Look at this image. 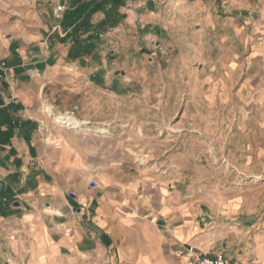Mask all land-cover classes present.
<instances>
[{
	"label": "crops",
	"instance_id": "obj_1",
	"mask_svg": "<svg viewBox=\"0 0 264 264\" xmlns=\"http://www.w3.org/2000/svg\"><path fill=\"white\" fill-rule=\"evenodd\" d=\"M26 1L0 0V264H180L181 245L264 264L240 197L194 196L186 181L180 193L139 162L142 125L126 133L117 74L120 59L179 55L227 88L249 57L263 90L264 0Z\"/></svg>",
	"mask_w": 264,
	"mask_h": 264
},
{
	"label": "rangeland",
	"instance_id": "obj_2",
	"mask_svg": "<svg viewBox=\"0 0 264 264\" xmlns=\"http://www.w3.org/2000/svg\"><path fill=\"white\" fill-rule=\"evenodd\" d=\"M178 56L155 57L153 61L124 58L118 64L117 74L124 83L126 133L139 130L134 125H142L143 158L139 162L169 170L168 176L180 193L187 190L186 181L188 188L193 186L194 196L240 197L251 211L249 221L264 231V95L257 94L264 89L257 85V62L244 57V71L236 68L233 83L216 88L218 79H226L223 72L207 74L209 64L192 61L185 66ZM217 58L218 52L207 60L215 62ZM251 62L254 68L247 71ZM113 66L109 63L108 70ZM131 72H137L138 77H131ZM148 72L154 76L155 97L149 93L152 82L143 77ZM207 76L213 81L198 85L197 79ZM249 78L256 82L250 86V95L238 88ZM132 103L134 106L128 107ZM108 120L115 122L116 112H110Z\"/></svg>",
	"mask_w": 264,
	"mask_h": 264
},
{
	"label": "built area",
	"instance_id": "obj_3",
	"mask_svg": "<svg viewBox=\"0 0 264 264\" xmlns=\"http://www.w3.org/2000/svg\"><path fill=\"white\" fill-rule=\"evenodd\" d=\"M31 72V70H29ZM179 257H187L180 264H230L224 253H217L214 256H201L191 246L181 245L176 250Z\"/></svg>",
	"mask_w": 264,
	"mask_h": 264
},
{
	"label": "water",
	"instance_id": "obj_4",
	"mask_svg": "<svg viewBox=\"0 0 264 264\" xmlns=\"http://www.w3.org/2000/svg\"><path fill=\"white\" fill-rule=\"evenodd\" d=\"M99 73H101V72L99 71Z\"/></svg>",
	"mask_w": 264,
	"mask_h": 264
}]
</instances>
